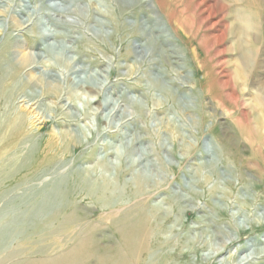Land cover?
Here are the masks:
<instances>
[{
    "label": "rangeland",
    "instance_id": "obj_1",
    "mask_svg": "<svg viewBox=\"0 0 264 264\" xmlns=\"http://www.w3.org/2000/svg\"><path fill=\"white\" fill-rule=\"evenodd\" d=\"M145 1L0 2V174L24 157L31 168L49 150L58 154L56 164L35 177L22 181L28 169L16 168L15 178L0 181L6 195L0 198V219L16 212L21 228L0 250V264H29L71 250L73 241L56 249L72 230L46 232L40 226L49 215L31 221L18 214L30 212L55 184L73 191L67 212L76 209L81 232L93 240L80 264H117V251L134 247L101 215L141 200L154 214L149 249L159 264H264V0ZM152 18L157 27L173 25L176 31L170 40H155L153 52H140L135 45L145 38L143 21ZM187 18L192 27L185 25ZM19 20L29 24L19 27ZM47 42L67 45L70 66L80 76L107 72L103 94L76 93L70 82L39 78L64 72V54H44L40 67L28 70L25 53L44 52ZM67 98L77 116L65 114ZM94 98L109 100V108L98 112ZM37 115L41 119L31 124ZM68 124L83 132L70 140L60 137ZM11 135L19 143L7 150ZM51 135L57 136L49 149ZM210 139L221 154L208 147ZM132 147L138 155L123 159L130 164L140 158L148 167L134 173L142 184L126 181L131 166L100 172L98 152L108 150V158L120 160L118 153ZM80 165L91 168L88 176L76 171ZM223 243L220 253L208 256ZM142 257L148 259V252ZM125 262L137 264L133 257Z\"/></svg>",
    "mask_w": 264,
    "mask_h": 264
},
{
    "label": "bare ground",
    "instance_id": "obj_2",
    "mask_svg": "<svg viewBox=\"0 0 264 264\" xmlns=\"http://www.w3.org/2000/svg\"><path fill=\"white\" fill-rule=\"evenodd\" d=\"M70 1H72V0H70ZM133 1L134 0H131V3ZM11 2H13V1H11ZM145 2H147V0ZM0 11H2V10L0 9ZM1 19H4V18H1ZM143 22L144 23L142 25V31L146 32L145 38H144V40H141L137 45H135L137 50H139L140 52H142V51L153 52L154 50H156V47L154 46L155 40H159V39H160V41L161 40L162 41L170 40L168 37L174 35L173 33H171V31L172 32H174V30L176 31V29L173 25H170L169 30H167V28H165V27L164 28L157 27V25H155V23H154V19L153 20L146 19ZM43 23H44V19H43ZM28 24H29V20H19L18 21L19 27H21V26L25 27ZM193 24H194L193 19L187 18L185 25L188 27H192ZM48 32H50V31H48ZM154 32H155V34H154ZM161 32H164V35H162ZM169 32H170V34L167 36V33H169ZM43 33L46 34L47 36H51L50 33H46L45 31ZM162 36H163V38H162ZM207 39H208V37L206 36V34L201 35L200 41L204 46H206V42H207L206 40ZM44 47H45L44 52L38 51V52H33V53H28V52L25 53V58H26L27 62H29L27 64L29 67L28 70H32V71L37 70L40 67L37 64L42 58H44V54L50 55L52 58H55L54 56H59L60 54H64V55H66L65 62L68 64V66H66V68L63 69L64 72H62L61 74H52L51 73V75L47 73L48 76L47 75L41 76L38 74L39 78L40 79H46V80L51 79L48 81H51L52 84L54 83V81L56 83L57 82L69 83L70 82L73 85L74 91L76 93L78 91H82V92L86 93V95H94V94H92V92H95V93H97L96 96H100L103 94L104 89H105L106 84H107V81L109 80L108 79L109 76H108L107 72L102 73V74L100 72L101 76L98 75L99 77L95 74H90L89 76H80V74H78L79 69L78 68L76 69L73 66H70V64H71L70 62L72 61V59L68 55L69 49H68L67 45H65L63 43L47 42ZM161 52L166 53L164 49H162ZM244 62H248V59L247 58L244 59ZM73 74H76L75 77L72 76ZM46 76H47V78H44ZM191 76H192V74H191ZM202 82H204V79H202ZM199 83H200V81H199ZM109 92H110V90H109ZM185 99H187L185 101V102H187V104L192 103L191 96H186ZM66 100H68V101L66 103L64 102V104H63V107L67 110V112L65 114L67 116H77V114L72 113L73 110L71 108V102H70L69 98H67ZM95 101H98L96 104L97 107L95 109L98 112L100 111V113H104L102 111L107 110V108H109L110 103H111L107 99H104V101H102L99 98L98 99L94 98V99L90 100V102H95ZM115 108H116V106H113L110 108V112L112 114H113ZM36 114H37V112H36ZM106 116L108 119L109 114H107ZM2 117L3 116L0 115V126H1ZM41 117H39V115H37V116H35L34 120L32 118L31 124H33L34 121L35 122L39 121L41 119ZM101 117H102V114H101ZM111 118H112V116H111ZM105 119H106V117H105ZM71 127H72V125L68 124V129L66 128V129L61 130L60 131V137L66 139V140H70L74 136H76L78 134V132H80V131L83 132V129L72 130ZM56 136L57 135H51L50 138L48 139L49 140L48 141V148L49 149L55 147L54 144H55ZM86 142H88L87 138H86ZM18 143L19 142H18L17 138L14 137V135L13 136L11 135V138L9 137V141H8L7 145H5L6 146L5 149L10 150L12 147H16L18 145ZM212 143H213L212 139H210V141L208 142V147L210 149L212 148L213 152L218 150L215 152L217 155H218V153L221 154V151L219 149V145H212ZM123 150L124 149H119L117 152H122ZM50 151H52V150H49L48 154L45 155V157L43 159L37 161L36 164L33 165L31 168H30V163L28 162L29 158L24 157L21 161L18 162L17 166H15L16 165L15 164L14 167H12L11 169L3 171L0 174V176H2V177H0V181H6V180H10L12 178H15L16 175L14 173V170L16 168H21V171L28 169V172L23 173L19 178L22 181H25L29 177L34 176V174L40 172L41 169L53 166L57 162L56 156H58V154L54 155ZM123 152L118 153V157L120 158V160H117V159L114 160V159L108 158V156H110L109 155L110 153H108V150L105 151V153L98 152L99 156L97 158L99 159V162L97 163V166H98L100 172L101 171H109V172H111V174H116L118 168H120L121 171H125L131 166V167H134L133 168L134 172H133L132 177L130 179H127L126 181L132 180V181L138 182L139 185L142 184L143 179L139 178L138 176H135L134 173L139 172L141 170H142V172H149L150 170L148 169V167L145 164L142 163V161H140V158H135V159L131 160L130 164L125 162V160L123 159V155L130 157L131 155L134 156V154H137L133 147H132L131 151H129V152L128 151L125 152V150ZM50 153H52V154H50ZM88 169L90 170L91 168L86 167V166H85V168H83V165H80L76 168V171L84 172V174L88 176V174H86V172L89 171ZM130 170H132V169H130ZM67 188L68 187H63V185H61V184H57V185L55 184V185L51 186V188L48 189V191L41 194L42 197L40 198V200L36 199V204L31 207L30 212H26V214L21 215L20 212H18L19 211V209H18L17 212H18L19 216H24V218L28 217L29 219H31V221H32V218L35 220L37 219L39 221L40 220L39 217L44 216V215L45 216L49 215L50 218L46 222V225L40 226L41 230H43V231L46 230L47 228H50V229L55 228L51 232L54 233L57 231L59 234L65 233V231H68V229L70 231L71 230L73 231V234L69 235L68 237L64 236V238H61V240L57 244L59 247H58V249H56V250H59L62 247H64L67 243H69L70 241H73V246H72L70 251H67V253L65 252L66 254L62 255L61 257L49 258V259H46L43 261H35L34 260V261H31L29 264H80L78 262L79 259L82 260L81 261L82 263L87 261L88 256H89L88 252H89L90 248L92 247L93 240L91 238H86L84 236L85 233L81 232L82 222L78 219L76 209L67 212V210H68L67 204L69 202V196L73 193V191H71ZM2 197H3V194L0 192V198H2ZM4 197H6V195ZM145 201L146 200H141L139 203H136L134 206L124 207L121 210L119 209V211H117V208H114V209L108 210L106 213H103L101 215V217L104 219L107 218V219L112 220V221H110L112 226L115 228V230L117 232H119L121 234L120 237L122 240H124V243L134 245L133 248L131 247L129 250L126 249V252L124 250L125 248L117 251V264H123V263L125 264L126 263L125 261L131 257H133V259H135L137 264L139 262L141 264L142 263H144V264H157L159 262L156 258V254H154L156 252L153 249H151V250L149 249V246H151L149 238L151 235L152 227L151 226L149 227L148 223L150 222L151 216H154V214L152 212H150L149 208L147 207V202H145ZM162 204H163V202H157V205H159L161 207H163ZM12 213H13V211H11L10 214L4 213L3 216L1 215V219H0V250L7 245L8 240L11 238L10 236H13L16 232L17 233L21 232V231H19V230H21L20 226L15 224V222H16L15 221L16 220L15 214H17V213L16 212L13 214ZM68 217H70L69 220L66 219ZM94 228H96V226H94L93 229ZM46 232H47V230H46ZM31 233L32 232H30V234ZM132 233H135V235H131ZM77 234H78V237H76ZM140 234H142L143 237H141ZM36 236L37 235L35 234L34 237H36ZM140 239H142V241L140 244H138V240H140ZM224 244L225 243L217 244L214 247L213 252L209 253L208 256L212 257L213 255L220 253L224 247ZM139 245H140V247L138 248ZM84 251H86L85 256L83 254ZM145 252H148V254H149L148 259L147 258L142 259L143 258L142 255ZM99 259H100V262H102L104 260L101 258H99Z\"/></svg>",
    "mask_w": 264,
    "mask_h": 264
}]
</instances>
